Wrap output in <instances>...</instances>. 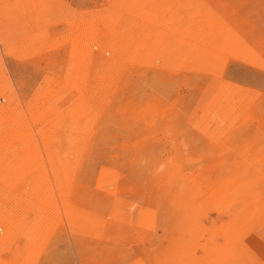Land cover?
Segmentation results:
<instances>
[{"label":"rangeland","instance_id":"obj_1","mask_svg":"<svg viewBox=\"0 0 264 264\" xmlns=\"http://www.w3.org/2000/svg\"><path fill=\"white\" fill-rule=\"evenodd\" d=\"M0 264H264V0H0Z\"/></svg>","mask_w":264,"mask_h":264},{"label":"bare ground","instance_id":"obj_2","mask_svg":"<svg viewBox=\"0 0 264 264\" xmlns=\"http://www.w3.org/2000/svg\"><path fill=\"white\" fill-rule=\"evenodd\" d=\"M86 60V59H85Z\"/></svg>","mask_w":264,"mask_h":264}]
</instances>
